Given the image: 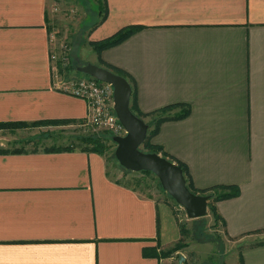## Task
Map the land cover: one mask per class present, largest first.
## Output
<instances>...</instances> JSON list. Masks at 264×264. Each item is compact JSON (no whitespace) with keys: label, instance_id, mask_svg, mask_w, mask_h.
<instances>
[{"label":"crops","instance_id":"0c3cea01","mask_svg":"<svg viewBox=\"0 0 264 264\" xmlns=\"http://www.w3.org/2000/svg\"><path fill=\"white\" fill-rule=\"evenodd\" d=\"M56 3L0 0V264H174L160 252L180 239L178 205L140 192L83 144L87 103L54 80L61 45L69 67L100 59L130 75L142 113L190 107L150 143L186 165L196 189H239L215 203L218 232L240 244L242 264H264V245L253 246L264 241V0H102L104 13L71 40L79 51L143 28L96 62L61 37Z\"/></svg>","mask_w":264,"mask_h":264},{"label":"rangeland","instance_id":"374dc122","mask_svg":"<svg viewBox=\"0 0 264 264\" xmlns=\"http://www.w3.org/2000/svg\"><path fill=\"white\" fill-rule=\"evenodd\" d=\"M58 2L59 3H56L55 6L58 8V12L56 13L60 23L59 26L62 28L60 31L61 37L66 39L63 40L67 42L71 49L74 48V52H78V58L84 59V61L89 60L90 62H96V54L92 52L86 44H84V41L79 43L80 51L77 49V45L74 47L71 41L72 38H81L82 33L85 32V29L87 30V25H90L89 27H91L95 23L96 18L93 13L98 10L96 9L97 5L95 0H58ZM76 76L78 78L86 77V75L79 72H76ZM77 130H79V128H77ZM85 131L87 136L82 133H78L77 140H80V135L101 140L103 145L107 148L105 155L107 163L110 167L113 165L114 170L117 171L119 176H125V178L123 176V181L131 184V186H134L142 193L151 194L158 200L170 199L175 204V202L162 190V188L159 187L154 175L143 176L135 172H126V170L118 164L114 155L112 156L116 148V144L111 142L114 137L110 136L105 129L89 128ZM77 143L80 144L81 141H77ZM141 150H143L142 147ZM179 209L180 210L177 213L180 220H177L178 226L180 227L185 224L186 228L193 230V234L191 237H182L180 235V238L184 240L183 242L186 244V247L174 254L172 253L169 256H174V264H239L238 245L240 244H232L231 242H228V240L224 238L221 231L218 232L213 230L211 228V217L206 216L201 218L204 220H198L201 222L194 223L191 222L193 220L187 219L185 212L181 207H179ZM261 235L264 237V233ZM171 248L172 246L170 248L163 249L162 252H166Z\"/></svg>","mask_w":264,"mask_h":264},{"label":"water","instance_id":"95a60500","mask_svg":"<svg viewBox=\"0 0 264 264\" xmlns=\"http://www.w3.org/2000/svg\"><path fill=\"white\" fill-rule=\"evenodd\" d=\"M77 72L113 87V109L125 131L123 137L112 139L116 144L114 157L118 164L130 172L152 173L162 190L184 210L188 220L206 217L209 197L192 193L186 186L182 170L175 163L156 153L140 149L146 139L148 125L131 112L132 88L129 82L124 77L95 64L80 66Z\"/></svg>","mask_w":264,"mask_h":264},{"label":"trees","instance_id":"16d2710c","mask_svg":"<svg viewBox=\"0 0 264 264\" xmlns=\"http://www.w3.org/2000/svg\"><path fill=\"white\" fill-rule=\"evenodd\" d=\"M97 5H98V12L99 13H104V5L102 3V0H95ZM143 27L140 26H136V27H127L124 28L122 30H120L119 32H117L116 34L112 35L111 37L98 41V42H92L90 43L91 49L93 50V52H95L97 55H99L101 52H103L106 49L112 48L114 46L119 45L120 43H122L124 40H126L127 38H129L130 36H132L133 34H135L136 32L140 31ZM99 67L105 68L117 75H120L122 77H124L129 84L131 85L132 88V93H131V98H130V109L131 112L138 118H140L141 120H143L147 125H148V132H147V136L145 141L143 142V144L141 145L142 147V151L144 152H148V153H156L166 159H168L169 161L175 163L181 170L182 173L185 177L186 180V186L187 188L194 194H199V195H204V196H208L209 200H208V205H207V217H211L212 218V229L218 231L219 230V226L220 225H224V221L221 218V216L219 215L215 203L221 200H225V199H229V198H234L237 197L239 195V189L237 187H233V186H215V187H211L208 189H204V190H199L196 189L191 181L188 169L186 167V165H184L182 162L178 161L177 159H175L174 157L170 156L168 153H166L164 151V149L159 146V145H154L150 143V139L156 135L159 131V127L163 122L166 121H171V120H181L186 118L189 113H190V107L183 105V104H175V105H170L167 106L163 109H160L159 111H155L153 113H142L138 107H137V103H136V87H135V82L132 79V77L130 75H128L127 73H125L124 71L113 67L109 64H106L104 61L100 60L98 61L97 64ZM78 67L74 65L70 66L67 68V70H74L77 69ZM180 109V110H179ZM175 110H178L176 112H173ZM147 119V120H145ZM63 121H54L53 123L55 124H60ZM51 123V122H46V124ZM21 126V127H25L26 125H16V127ZM83 144L88 145L91 147L92 145V152L98 153L102 156L106 155V147L103 145V143L101 142V140L98 139H92L91 137H85L82 139ZM111 142H113L111 140ZM115 144V143H114ZM140 147V149H141ZM114 155V153L112 154V156ZM115 158V157H114ZM126 172H130L127 171ZM139 174L143 175V176H149V175H153L150 172H140ZM157 180V178H156ZM157 183L160 186L158 180ZM198 220H204V219H197V220H193L191 222H201ZM180 230V235L182 237H191L193 234V230H189L188 228H186V225L183 224L179 227ZM184 240L182 238H180L173 246L171 249L167 250L166 252H160L161 257L165 258V257H169L172 253H176L178 251H180L181 249H183L184 247H186V244L183 242ZM264 245V241L258 242L256 244H254L253 246H261ZM243 260L241 255L239 254V264H242Z\"/></svg>","mask_w":264,"mask_h":264},{"label":"built area","instance_id":"2783aa9c","mask_svg":"<svg viewBox=\"0 0 264 264\" xmlns=\"http://www.w3.org/2000/svg\"><path fill=\"white\" fill-rule=\"evenodd\" d=\"M50 38L53 41L55 34H51ZM59 51L60 54L53 53L51 56L56 87L64 94L85 101L88 106L87 117L79 126L83 130L101 128L110 136L123 137L125 131L113 109V87L87 75L84 78L64 79L62 75L70 65L68 46L61 45Z\"/></svg>","mask_w":264,"mask_h":264}]
</instances>
